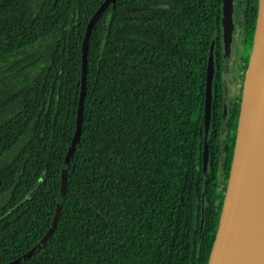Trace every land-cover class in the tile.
<instances>
[{
	"label": "trees",
	"instance_id": "1",
	"mask_svg": "<svg viewBox=\"0 0 264 264\" xmlns=\"http://www.w3.org/2000/svg\"><path fill=\"white\" fill-rule=\"evenodd\" d=\"M103 2L39 0L22 16L26 0H0V64H9L0 94L8 71L18 68L23 76L0 98V113L15 106L0 124V264L36 245L20 264H208L248 59H237L242 86L226 103L223 0H117L90 37L82 133L66 163L77 126L83 40ZM164 2L179 9L155 7ZM258 9L259 0L237 5L249 56ZM58 204L57 226L43 242Z\"/></svg>",
	"mask_w": 264,
	"mask_h": 264
},
{
	"label": "water",
	"instance_id": "2",
	"mask_svg": "<svg viewBox=\"0 0 264 264\" xmlns=\"http://www.w3.org/2000/svg\"><path fill=\"white\" fill-rule=\"evenodd\" d=\"M117 0H104V2L98 7L96 12L90 18L85 37L82 46V88L79 99L78 107V117L75 135L72 140V144L68 150L66 156V163L70 162L72 156L74 155L77 145L81 138L83 118H84V102L87 89V73H88V50L89 41L92 31L109 5H115ZM234 14V0H223V39L225 45L226 56L229 55L231 44L233 41V32L235 28V23L233 19ZM212 98H213V88L211 80L208 81L206 88V101H205V130L206 137L204 138V149H203V167L204 171H207L209 163V147H208V133L211 123L212 114ZM264 100V0H259V9L256 23V30L254 35V41L252 50L248 60V66L245 72L244 83H243V94L240 105V114L238 118V125L236 131L235 148L233 153V160L230 172V178L228 182V187L225 195L224 206L222 210V215L217 230L216 238L213 243V248L211 251V256L208 264H217L222 249L226 234L229 227L230 217L232 214V199H237L241 192L243 185V172L241 166L242 157H248L250 155L252 144L254 141V136L256 132V127L258 123V118L260 114V109L262 102ZM67 171L63 170L62 174V185L61 191L64 194L67 187ZM61 211V205H57V210L55 217L51 223L50 228L44 235L42 241L45 242L52 235L57 222L59 220ZM204 226V207L202 208V219L200 234L202 233ZM39 245L33 247L30 251L24 255L18 257L17 259L7 263V264H20L27 258H29ZM252 255L257 257L258 260L252 264H264V235H262L256 245L254 246Z\"/></svg>",
	"mask_w": 264,
	"mask_h": 264
},
{
	"label": "bare ground",
	"instance_id": "3",
	"mask_svg": "<svg viewBox=\"0 0 264 264\" xmlns=\"http://www.w3.org/2000/svg\"><path fill=\"white\" fill-rule=\"evenodd\" d=\"M243 185L232 199V214L217 264H252L258 239L264 235V100L260 109L252 149L242 157Z\"/></svg>",
	"mask_w": 264,
	"mask_h": 264
},
{
	"label": "rangeland",
	"instance_id": "4",
	"mask_svg": "<svg viewBox=\"0 0 264 264\" xmlns=\"http://www.w3.org/2000/svg\"><path fill=\"white\" fill-rule=\"evenodd\" d=\"M240 0H235V4L238 5ZM39 0H26L25 8L23 7L21 10L22 16H26V13L31 12L38 4ZM158 8H167V9H179V5L175 3H160L155 5ZM235 23V28L233 32V41L231 44V49L229 55L225 57L224 60V75H225V100L228 103V100L232 93L238 92L242 83L238 80L239 74L241 72H237V62L239 57L244 58L245 60H249V50L247 51L246 46L244 44V38L241 34V26L237 21ZM44 53V50L41 51ZM238 59V60H237ZM9 64H0V75L3 74V70L8 67ZM41 65H37L30 70L29 76L32 77L38 73L40 70ZM7 80L2 85V92L0 94V98L9 94L11 89L18 88L20 86V82L23 79L21 74H18V68L14 69L13 71H8L7 73ZM15 113V106L11 108L9 111H3L0 113V124L5 120L11 117ZM226 130L224 131V133Z\"/></svg>",
	"mask_w": 264,
	"mask_h": 264
},
{
	"label": "flooded vegetation",
	"instance_id": "5",
	"mask_svg": "<svg viewBox=\"0 0 264 264\" xmlns=\"http://www.w3.org/2000/svg\"><path fill=\"white\" fill-rule=\"evenodd\" d=\"M236 12H237V5L235 4V0H234V14H233L234 22L236 21Z\"/></svg>",
	"mask_w": 264,
	"mask_h": 264
}]
</instances>
